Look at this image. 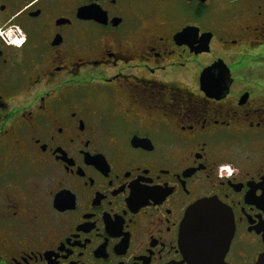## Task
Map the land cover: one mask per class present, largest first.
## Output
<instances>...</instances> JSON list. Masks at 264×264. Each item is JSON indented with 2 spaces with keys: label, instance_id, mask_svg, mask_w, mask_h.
Listing matches in <instances>:
<instances>
[{
  "label": "flooded vegetation",
  "instance_id": "af4514ba",
  "mask_svg": "<svg viewBox=\"0 0 264 264\" xmlns=\"http://www.w3.org/2000/svg\"><path fill=\"white\" fill-rule=\"evenodd\" d=\"M208 199L264 264V0H0V264H188Z\"/></svg>",
  "mask_w": 264,
  "mask_h": 264
},
{
  "label": "water",
  "instance_id": "95a60500",
  "mask_svg": "<svg viewBox=\"0 0 264 264\" xmlns=\"http://www.w3.org/2000/svg\"><path fill=\"white\" fill-rule=\"evenodd\" d=\"M234 232V218L227 207L213 199L196 203L181 225V244L188 264H227L225 256Z\"/></svg>",
  "mask_w": 264,
  "mask_h": 264
}]
</instances>
